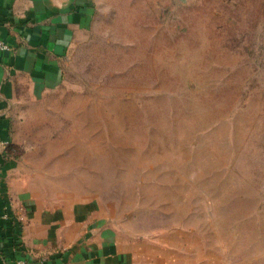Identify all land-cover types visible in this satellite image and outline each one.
Masks as SVG:
<instances>
[{
	"label": "rangeland",
	"instance_id": "rangeland-1",
	"mask_svg": "<svg viewBox=\"0 0 264 264\" xmlns=\"http://www.w3.org/2000/svg\"><path fill=\"white\" fill-rule=\"evenodd\" d=\"M20 96L48 205L141 264H264V0H96L61 81Z\"/></svg>",
	"mask_w": 264,
	"mask_h": 264
},
{
	"label": "crops",
	"instance_id": "crops-1",
	"mask_svg": "<svg viewBox=\"0 0 264 264\" xmlns=\"http://www.w3.org/2000/svg\"><path fill=\"white\" fill-rule=\"evenodd\" d=\"M96 0H0V264H141L92 210L53 207L38 198L17 156L20 90L61 81L80 33L95 19ZM32 93V92H31ZM19 214L24 220L19 219Z\"/></svg>",
	"mask_w": 264,
	"mask_h": 264
},
{
	"label": "built area",
	"instance_id": "built-area-1",
	"mask_svg": "<svg viewBox=\"0 0 264 264\" xmlns=\"http://www.w3.org/2000/svg\"><path fill=\"white\" fill-rule=\"evenodd\" d=\"M0 48L2 49H9V45H7L6 43H4L3 41L0 40ZM23 214H19V219L22 221L24 220L22 216ZM46 262V260L44 259H41L39 261L40 264H44ZM15 264H32L31 261H29L27 258H20V259H17Z\"/></svg>",
	"mask_w": 264,
	"mask_h": 264
}]
</instances>
